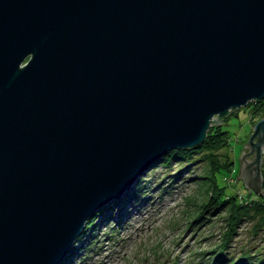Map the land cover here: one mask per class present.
<instances>
[{
	"label": "water",
	"instance_id": "1",
	"mask_svg": "<svg viewBox=\"0 0 264 264\" xmlns=\"http://www.w3.org/2000/svg\"><path fill=\"white\" fill-rule=\"evenodd\" d=\"M263 97L264 0H0V264H58L148 164ZM252 126L237 177L263 195Z\"/></svg>",
	"mask_w": 264,
	"mask_h": 264
},
{
	"label": "rangeland",
	"instance_id": "2",
	"mask_svg": "<svg viewBox=\"0 0 264 264\" xmlns=\"http://www.w3.org/2000/svg\"><path fill=\"white\" fill-rule=\"evenodd\" d=\"M263 101L264 97L257 102L250 100L217 122L213 120L210 123L209 127L225 123L224 128L231 144L228 155L232 160L228 175L223 176L221 172L211 170L207 175L209 178L200 180L199 184L196 175L208 164L207 160L203 159L204 156L201 163L189 158V163L186 164L184 158L176 154L163 159L162 156L169 151L167 150L157 160L148 164L145 170L114 198L123 200L121 203L114 204L111 202L113 199L100 214L98 210L103 206L91 213L84 225L86 226L91 216L97 214L93 217L94 225L85 230L77 242L74 241L75 244L71 246L73 252L66 264H204L205 258L211 254L206 252L200 256L199 253L209 251L207 249L218 239L221 241V233L225 229L221 215L225 209L215 211L212 215L206 211L203 215L206 214V219L209 220L197 226L191 224L198 214L194 211V205L202 199H208L203 191L211 190L214 181L220 186H226L228 195L234 192L239 199L247 195L254 196V192L248 191L247 186L237 176L239 157L249 135L253 133L252 125L264 114V110H256L254 105ZM217 153L221 154L220 158H224L226 150L220 148ZM263 167L264 156L258 166L262 176ZM124 194L126 196L122 199ZM126 199L128 200L125 201ZM249 217L252 218L248 216L243 219L233 236L230 235V240L227 241L228 256L235 257L242 250L252 253L264 252V230L254 232ZM68 254L69 252L65 255ZM206 255L209 256L205 257Z\"/></svg>",
	"mask_w": 264,
	"mask_h": 264
},
{
	"label": "trees",
	"instance_id": "3",
	"mask_svg": "<svg viewBox=\"0 0 264 264\" xmlns=\"http://www.w3.org/2000/svg\"><path fill=\"white\" fill-rule=\"evenodd\" d=\"M255 101V100H253ZM257 102V101H256ZM256 110H264V101L259 102L257 105H254ZM228 115V114H227ZM226 116V115H224ZM224 116L220 117L223 118ZM219 118V119H220ZM225 123L215 124L211 127H208L206 131V137H204L203 141L199 144H197L194 147L189 148H176L167 151L164 156H162L163 159L170 157L171 154L180 155L184 158V161L186 164L189 163L187 159L193 158V160H199L198 163H201V159H206L208 164L205 168H203V171L201 173H197L196 180L200 184V180L207 179L208 172L219 171L223 176L228 175V172H230V169L232 168V160L230 158V155H228V150L231 144L229 143L228 134L226 132V129L224 128ZM220 148H224L226 150V154L224 158H220L221 154L217 153V150ZM192 154V155H191ZM201 165V164H200ZM182 168V167H180ZM182 170V169H180ZM261 172L263 174V180H262V192L264 194V167L261 169ZM143 180V179H142ZM226 186H220L217 182H213V186L211 190L204 189L203 193L206 194L207 200L200 201V203L195 204L194 211H197L198 214L196 216V220L192 222L191 224L200 225L203 221H207L209 219L204 213L206 211L212 215L215 211L225 209L224 214L221 215V217L224 220L225 223V229L221 233V241H216L213 243V245L207 249L209 251H204L202 253H199L200 256L206 252L210 253L211 257L209 255H206L204 264H215L216 262H221L223 264H264V252H245V250H242L237 254V256H228V247L229 243H227L228 240H230V235L233 236L234 231L237 229L238 224L245 219L248 216H252L250 220H252V227L254 228L253 231L257 230H264V196L263 195H256L254 196H248L247 197H240L236 196V194L233 192L230 195L226 193ZM123 192V191H122ZM148 193V192H145ZM133 196V194H131ZM126 194H124V199ZM250 197H253L250 199ZM130 198V197H127ZM113 200V199H112ZM126 199L125 201H127ZM111 201V200H110ZM121 199L113 200L111 201L114 204L121 203ZM110 203L105 202L104 205H102V209L98 210V214H100L104 208L106 207V204ZM125 203V202H124ZM123 203V204H124ZM110 206V205H109ZM107 209V208H106ZM120 210V207L118 211ZM187 213V211H186ZM189 213V212H188ZM95 215V214H94ZM93 216L87 221L86 226L83 227L81 233L78 235L77 238H75V242L78 241V238L81 237L82 233L87 230L89 227L94 225ZM97 215V214H96ZM95 215V216H96ZM204 217V219H203ZM83 236V235H82ZM84 239V238H83ZM82 239V240H83ZM204 239V238H203ZM80 241V240H79ZM75 243L73 242L72 246ZM73 247L68 251L69 254L65 255L62 258L61 264H66L68 262V257L70 254H72ZM75 248V246H74ZM60 264V263H59Z\"/></svg>",
	"mask_w": 264,
	"mask_h": 264
},
{
	"label": "bare ground",
	"instance_id": "4",
	"mask_svg": "<svg viewBox=\"0 0 264 264\" xmlns=\"http://www.w3.org/2000/svg\"><path fill=\"white\" fill-rule=\"evenodd\" d=\"M61 260H62V259H61ZM61 260H60V261H61ZM60 261H59V263H60ZM59 263H58V264H59Z\"/></svg>",
	"mask_w": 264,
	"mask_h": 264
}]
</instances>
